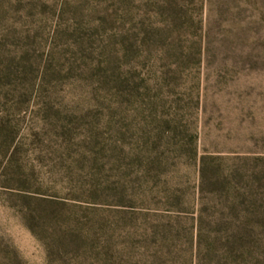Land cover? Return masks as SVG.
<instances>
[{
  "label": "rangeland",
  "instance_id": "obj_1",
  "mask_svg": "<svg viewBox=\"0 0 264 264\" xmlns=\"http://www.w3.org/2000/svg\"><path fill=\"white\" fill-rule=\"evenodd\" d=\"M0 264H264V0H0Z\"/></svg>",
  "mask_w": 264,
  "mask_h": 264
}]
</instances>
